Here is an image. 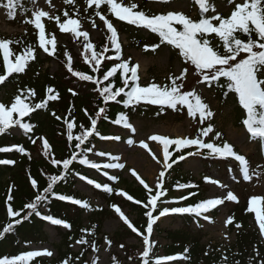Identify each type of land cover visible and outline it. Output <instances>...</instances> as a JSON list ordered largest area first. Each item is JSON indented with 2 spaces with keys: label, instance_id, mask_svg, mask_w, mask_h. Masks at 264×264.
<instances>
[{
  "label": "trees",
  "instance_id": "16d2710c",
  "mask_svg": "<svg viewBox=\"0 0 264 264\" xmlns=\"http://www.w3.org/2000/svg\"><path fill=\"white\" fill-rule=\"evenodd\" d=\"M6 0H0V4H5ZM145 0H136L138 8L134 11L145 12ZM193 5L194 0H191ZM22 10L26 9V4L23 3ZM3 8V7H0ZM7 10V9H5ZM113 26L117 27L118 35H125L129 40L130 48L145 50L144 35L140 27L132 26L128 23L120 21L108 11V5H101L99 9ZM68 12L72 18L79 19L82 23L92 25L100 18L95 15V5L91 8L88 5L79 3L66 4L58 17L61 21L68 17L64 13ZM15 17L11 22L14 26L23 28L22 34H19L11 39L13 44L10 45V50L14 54L23 53L27 47H32L35 54V59L30 60L22 73H13L4 84L0 85V93L3 92L7 96L5 106L10 107L17 95H21L23 99L27 95L26 103L34 105L42 101H47L45 108L31 112L29 116L23 118L22 123L31 125V131L25 132L19 126L8 129L6 133L0 134V148H10L11 151H0V161H12L9 164L0 163V260L16 259L21 254L28 253V247L32 245L44 244L48 241L45 234V226L48 221L45 216H51L55 219H60L68 228L62 232L57 228L59 235L62 237V242L57 247L58 255L54 260H46L41 258H33L19 264H86L87 258L91 252H99L104 243L107 244L109 250H121L124 242L133 237V232L127 226H121L120 229L112 235H104L102 233V224L104 218L109 214L108 210L91 203L90 199L84 196H77L75 188L77 178L79 176H89L88 170L80 163V160L88 148L98 144L97 136L107 137L112 134L111 129L116 123L121 114L127 117V122L138 120L139 118H147L152 113L159 109H144L135 105H125L123 95L117 97L116 101L104 102L103 97L97 91L96 83L92 81H83L78 77L74 78L66 73L65 59L63 58V50L59 49L56 52L54 59L59 63L58 71L51 74L44 70L51 59H42L39 48V32L33 24L25 23ZM211 41V46L218 50L221 54L224 49L218 37L209 35L207 37ZM255 39V34H253ZM241 39L247 40L246 36H241ZM19 42V43H16ZM101 46V45H100ZM145 53H151L150 47H147ZM101 47H97V51ZM157 50L152 51L157 54ZM10 60L15 61V55L10 56ZM175 60L171 54V62ZM113 63L107 62L102 69L95 72L90 66L83 65L80 61L74 63V68L77 72L90 75L94 78L102 77L111 67ZM6 74L0 52V75ZM114 83V89L123 87L122 79L119 70L109 80ZM227 80L221 77L220 81H212L207 85V88L212 92L220 105L232 103L234 105V113L238 120V126H244L242 120L246 118L245 111L238 103L235 93L228 92ZM52 88L53 93H48L47 89ZM29 90L34 91L32 95ZM75 93V95L73 94ZM227 93V94H226ZM50 95H58L55 100L48 99ZM2 103V101H0ZM103 108L104 112H100ZM99 114V115H98ZM59 117V119H57ZM17 114H13V119H18ZM96 119V129L93 135L88 137L80 148H76L77 140H68L67 123H74L72 129L73 136L81 135L85 130L91 129V120ZM212 127L214 126L211 124ZM208 126L207 122H203L199 130L194 133L193 138L200 137V132ZM19 131V135L13 131ZM220 133L221 138L217 140L215 134ZM208 136L209 139H206ZM207 137H200L208 143H214L217 146H222L226 141L225 134L214 130ZM47 141L50 147V152L47 156L41 154L34 157L38 148L41 146V141ZM35 141V143L33 142ZM228 143V142H227ZM229 144V143H228ZM23 148L24 151H17L16 148ZM186 151H178L174 145L171 146V161L172 167L169 169L163 180V188L158 191H163L164 195L157 201V208L153 212V217L159 215V212L164 208L175 207H194L196 204L204 201L205 189H201L198 185L200 181L193 178L190 174L184 172L183 161L179 160L181 155L185 156ZM76 158L72 160V157ZM59 161V164H54L52 161ZM64 160H72L68 169L63 166ZM219 170L221 176H227L229 169L224 162L218 160H207L204 162V172L200 178H204L209 172V168L215 166ZM62 176L57 183L53 185L52 192H45L48 185L51 183V177ZM116 183H107L104 185L101 181L95 182L100 184L102 188L111 189V191L93 190L95 199L105 202L109 210L113 209L115 203L119 200L116 193L122 191L127 194L126 199L121 201L128 206L131 213L136 219L131 223L140 235L146 234L148 216L146 213L150 209L148 199L155 195L157 191H150L145 187L130 183L122 179L120 176H114ZM35 181V187H33ZM200 184V183H199ZM188 185L189 187H181ZM183 191V192H182ZM38 195L45 196L47 199L37 203V211L40 215L32 213L27 219H23L31 211L25 206L29 203H35ZM59 196L71 197L79 200H85L88 207L81 209L67 203L66 200L58 199ZM133 199L129 200L127 197ZM11 197V199H9ZM186 197V198H185ZM249 195H239L240 203L234 205L229 210V218H232V223L228 229L234 233L235 241L229 245H202L204 235L201 231H196L192 225L199 223L198 219L190 216H180L182 228L177 231L167 232L170 245L164 249V257H176L181 255L185 261L184 264H264V241L260 237L259 231L256 229L255 216L252 211H248L250 207ZM133 201H139L135 203ZM20 212L18 217H9L8 209ZM87 216L88 226L85 225V217ZM215 213L214 218H216ZM15 220H22L20 224H15ZM13 223V229L8 233H3L4 227ZM240 227L237 228L236 225ZM191 226V227H190ZM137 232H134L137 234ZM85 241L81 243L82 249L75 253L72 251V244L75 241ZM181 261H174L179 264ZM113 264H121L117 260Z\"/></svg>",
  "mask_w": 264,
  "mask_h": 264
},
{
  "label": "rangeland",
  "instance_id": "374dc122",
  "mask_svg": "<svg viewBox=\"0 0 264 264\" xmlns=\"http://www.w3.org/2000/svg\"><path fill=\"white\" fill-rule=\"evenodd\" d=\"M76 1L87 5V0H74V2ZM117 2L122 3L124 6H129L131 3L136 2V0H117ZM23 3L27 5L24 11L21 6ZM136 3L143 4L142 2ZM211 3L216 7L215 13L211 11L206 14L200 13L198 6L193 5L191 0H170L169 3H163L161 0H145L143 8L145 9L144 13L149 17L167 14L169 12H182L193 21H198L201 16H207L210 18L214 14H219L220 16L227 18L235 8V4H229L228 0H211ZM236 3H243V0H236ZM65 5L66 3L64 0H51V4L48 3V0H19L16 17L19 20H21V17L24 19H33V11L43 10L49 13V17L54 18L58 17ZM138 11H141V9ZM12 21L13 19L9 18L7 10H5V8H0V40L11 39L22 34L23 28L12 25ZM64 21L62 20L60 22L62 23ZM42 23L45 27L46 41L51 40L53 35L55 36L54 50L52 43H46V47L49 51L53 52L52 55H49L40 48L41 58L51 59L49 61L50 63L45 66L44 70L49 71L51 74L58 71L59 63L54 57L59 49H62L64 52L63 58L65 59L67 75L76 78V76H73L67 69L68 61L66 53L70 54L72 57V68L74 71H76L74 68V63L76 61H80L83 65L92 68L90 63H85L84 61L85 53L83 48V37L77 39L72 33L61 32L55 19L42 18ZM95 25L96 26L93 27V24L87 25L86 23L81 22V28L79 30L87 31L89 33L90 41L95 46V51H97V47H101L97 52H103V56L114 58L119 55L121 57L120 60L101 58L99 70H101L103 65L107 62H111L115 66L122 61H129L130 68L134 65L139 66L137 70V75L139 77L138 83L141 87H146L151 83H156L161 86L170 85L171 81L169 77L180 75L182 69L187 68L188 73L186 78L183 81H178V83H183L182 91L194 90L200 95L203 102L208 104L209 110L214 113L212 117L206 118L204 122H207L208 125L213 124L214 130L225 134L226 141L233 146L234 151L239 155H243L249 162L250 178H245L243 172L240 170L239 163L232 157L221 158L219 156H213L209 154L208 149H197L196 146L179 150L186 151V158L181 160L183 161L184 172L200 181V184L198 183V185L201 189H205V201L208 199L219 198L224 199V203L212 208L209 212L204 213L203 216L200 217L195 214L187 213L169 214L160 217L153 224V231L149 236L151 248L149 249L150 255L147 259L150 264H155V261L158 259L164 261L165 264H175L171 262L172 260L165 259L164 249L166 246L170 245V241H168L167 238V232L177 231L182 228V223L179 219L181 218L180 216H193L198 219L199 223L194 222L192 228L196 231H201L204 235L205 238L202 240V245L224 246L233 243L235 241V235L234 233L229 232L227 220L229 219V210L240 201H238V199L237 201H229L226 197L227 194L231 192L236 197L244 194L249 195L250 200L251 198H260V203L256 205V207L260 208L262 213H264V145H262L259 140L250 139V134L247 132L245 126H238V120L234 113V105L232 103L220 105L214 94L208 90V84L200 82L202 76L195 74L194 66L190 63H185L184 59L178 55V49L173 48L171 45L161 44L158 48L159 50H157V54H153L152 51L151 53H145V50L143 49L130 48L131 42L127 40V37L125 35H118V42L121 46V51L117 53L108 39L110 33H108L104 22L99 19L95 22ZM176 27L179 29L181 26L177 25ZM115 29L117 30V27H115ZM140 29L143 32L145 39L143 43L144 47H150L151 49V46L160 43V38L157 34L152 33L150 30L143 27H140ZM212 35L215 36V34ZM105 47H107V51H104ZM171 54L175 57L173 62H171ZM86 55L90 57L91 53L89 52ZM243 55L245 54L241 53V56ZM119 72L123 83L124 77L122 76V70H119ZM103 76L104 75L100 78H94V80L99 82L98 84L96 83L97 88L111 85L113 91H115L114 83L109 82L112 77H110L109 80H104ZM130 76L131 73H127V77ZM131 86L132 82L129 79V87L125 88V93L131 90ZM121 95L124 96L127 102L128 97L124 93H121ZM0 101H2L3 104L7 101V96L3 92L0 93ZM133 105L144 109L158 108L159 110L152 113L151 116H144L147 118H139L138 120L133 121L130 124L132 125V128L124 127L123 122L115 123L111 129V135L112 137L118 136L120 139L101 140L99 144L88 148L91 149V151H88V149L85 150L83 154L85 156L81 158V160L87 159L89 164L95 163L100 165L99 169L92 168L86 164L82 165L88 168L89 171L87 173L90 178L97 179L104 183L111 182L110 176L119 175L122 176V179L127 180L130 183L144 186L135 176L132 175V171L134 170L145 184L148 185V190L157 191L160 189L157 187L160 182V173L164 172L166 175L169 169H165L163 164V145L157 141L150 140V137L152 135H161L169 139L193 138L194 133L199 130L202 123H200L199 114H197L196 117H190L187 114V109L180 106H178L177 110H172L166 106L150 105L144 102ZM133 128L135 131L132 130ZM13 132L19 135V131L14 130ZM209 137L210 136L206 139H209ZM129 140H132L133 143L129 144ZM141 141L148 145L147 149L140 147ZM170 147L171 145L168 149L169 153ZM47 152H50V147L45 149L43 140L41 141V146L38 148L34 157H37L40 154L45 157L48 154ZM101 152L105 155H98V153ZM189 152H199L200 154L189 156ZM153 155L156 159H153ZM171 156L172 155H170L168 160V163L170 164H172ZM207 160L224 162L229 169L228 175L224 177L221 176L215 164V166L209 168V172L204 178H200V175L205 170L204 162ZM157 161H159V163ZM105 164H120L123 165V167L104 168L103 165ZM89 179H82L80 177L77 181L78 184L75 193L78 197L86 196V198L90 199L93 205L98 208L102 207L103 209L108 210L109 214L104 218L102 224V233L104 235H112L117 232L121 226H127L121 219L120 214L117 213V207L131 223L136 219L128 206L121 201L122 199H126L125 195L120 194L123 193L122 191L116 193V197L119 200L115 203L113 209L109 210L105 202L98 200L97 198L95 199L93 190L100 188L95 187V182L89 184L87 182ZM208 180H215L218 183H209L207 182ZM80 201L85 203V200ZM73 205L78 208L82 207L81 205ZM215 213H217V218L214 219ZM204 217H208V219H205ZM85 219V225L88 226L87 216ZM47 221L48 224L45 226L44 232L48 241L44 244L30 246L29 252L50 251L52 255L30 257L20 262L33 258H41L51 261L57 257V247L62 242V237L59 235L57 227L62 228V232L67 228L65 226L54 225L49 220ZM256 227L259 229L261 238L264 240V234L261 233L257 219ZM147 235V232L145 235L135 234L133 232V237L124 242L125 244L121 250H109L107 244L104 243L99 252L90 253L86 264H113L116 260L121 264H144L145 258L143 257V252L147 247L144 244V237ZM71 248L72 251L78 253L81 251L82 246L81 243L78 244L77 241H75ZM21 256H26V254H22L19 257ZM178 260L181 261L179 264L185 263V261H183L184 258L181 255L178 256Z\"/></svg>",
  "mask_w": 264,
  "mask_h": 264
},
{
  "label": "snow or ice",
  "instance_id": "6c2138e0",
  "mask_svg": "<svg viewBox=\"0 0 264 264\" xmlns=\"http://www.w3.org/2000/svg\"><path fill=\"white\" fill-rule=\"evenodd\" d=\"M19 0H6L5 4H0V7L7 9L8 16L10 19H14L17 12ZM66 4H73L74 0H64ZM163 3H169L170 0H161ZM51 4V0H48ZM194 3L198 6L200 13L206 14L208 12H216V7L211 3V0H194ZM229 4H235L234 10L231 15L227 18L220 16L219 14H214L210 18L207 16H201L198 21H193L190 17L186 16L182 12H169L167 14L147 16L143 11H134L138 8V5L131 3L129 6H124L122 3H118L117 0H87V5L91 8L95 5V15L98 16L106 25L108 33L110 36L108 39L112 47L117 53L121 51V46L118 42V33L113 24L101 14L99 9L101 5L107 4L108 11L113 14L120 21H124L130 25H135L137 27H143L155 33L160 38V43L151 46V50L155 51L161 44L171 45L173 48L178 49V55L184 59L185 63H190L194 66V72L197 75L202 76L201 83L211 84L212 81H220L221 77L227 80V90L236 94L238 98V103L241 108L246 113V118L242 120V124L246 127L247 132L250 134V139L259 140L262 145H264V0H243V3H236V0H228ZM65 17H68L64 22H60V17H49V13L43 10H37L32 12L33 19L25 20V23L33 24L39 31V48L43 49L49 55L53 52L49 51L46 47V43L53 44V50L55 49V36L53 35L51 40L45 38V27L42 23V18L55 19L57 25L61 32L72 33L75 38L79 39L83 37V48H84V61L85 63H90L94 71L99 70L101 64V58L103 59H116L120 60L121 57L118 55L116 57H105L103 52L95 51V46L90 41L89 33L87 31H80L81 21L76 18L69 16L68 12L64 13ZM218 22V23H214ZM177 25L181 26L179 29ZM95 22H93V27H95ZM215 34L219 38L224 53L221 54L218 50L211 46V41L207 38L209 35ZM255 34V39L253 38ZM241 36H246L247 40L241 39ZM19 43V42H16ZM13 44L11 40H0V52L3 55V64L6 69V74L0 75V84H4L5 81L13 73H22L25 71L26 66L30 60L35 59L34 50L32 47H27L21 54H14L10 50V45ZM105 47L104 51H107ZM145 50H148L146 47ZM91 53L89 57L87 53ZM241 53L245 55L241 56ZM15 55V61L10 60V56ZM67 56V69L72 73L73 76L78 77L83 81H92L93 83H99L94 80L92 76L74 71L72 68V57L70 54L66 53ZM239 57V59H238ZM138 65L129 67V61H122L119 64L111 67L110 70L105 72L103 79L109 80L113 77L118 70H122L123 87H120L113 91L111 85L105 86L103 88H97L100 96L103 97L105 103L108 101H116L117 97L124 93L127 97V104H139L144 102L150 105L166 106L172 110H177L178 106L187 109V114L190 117H196L199 114L200 123L208 117H212L214 113L209 110L208 104L204 103L200 95L193 91H182L183 83H178V81H183L188 73V69H182L180 75L170 76V85H158L156 83H151L146 87H141L138 83L139 77L137 75ZM131 73L130 77H127V73ZM129 79L132 82L131 90L125 93V88L129 87ZM48 93H53L52 88L47 89ZM32 95H35L34 91L29 90ZM75 95V93H73ZM227 94V93H226ZM58 95H50L48 99L55 100ZM27 95L21 98V95H17L14 98V102L10 107L5 106L0 103V134L6 133L8 129L15 126L23 129L25 132L31 131V125L27 123H22L24 117L29 116L31 112L38 109H43L46 106L47 101H42L34 105H29L26 103ZM100 112H104L101 108ZM18 115V119H13V114ZM99 115V114H98ZM59 119V117H57ZM123 122V126L126 128H132L127 122V117L123 114L120 115L116 123ZM97 120H91V129L85 130L79 136H73L72 129L74 128V123H67L68 129V140H77L78 143L75 145L76 148H80L81 145L85 143L88 137L93 135L96 129ZM135 131V129H132ZM213 132V127L209 124L205 129L200 132V137H207L209 133ZM200 137L195 139L190 138H178L169 139L161 135H152L150 140L157 141L163 145V164L165 169H170L172 164L168 163L170 153L168 151L170 145H176L177 150L183 148H189L196 146L197 149H208L209 154L213 156H219L221 158L232 157L235 161L239 163L240 170L243 172L245 178L249 177V162L243 155L237 154L233 146L224 142L222 146H217L214 143H208L202 140ZM104 139H115L119 140L117 137H103ZM215 138L219 140L221 138L220 133L215 134ZM35 143V141H33ZM129 144L133 141L129 140ZM45 149L49 148L48 142L44 141ZM140 147L148 148V145L141 141ZM10 148H0V151H11ZM17 151L23 152L24 149L17 147ZM91 151V149H88ZM199 152H189V156L199 155ZM98 155H105L104 153H98ZM76 157L73 156L72 160ZM186 157L181 155L179 160H184ZM118 159V158H114ZM153 159L156 157L153 155ZM72 160H64L63 166L68 169ZM54 164H59V161L53 160ZM159 163V161H157ZM3 164L12 163V161H0ZM81 164L89 165L92 168L99 169L100 165L95 163L89 164L87 159L80 160ZM104 168H114L123 167L120 164H105ZM132 175L148 188V185L137 175L133 170ZM165 173H160V182L157 185L158 188H163V178ZM84 179V177H81ZM62 176L51 177V183L45 192L51 193L53 185L57 183ZM89 184H93L92 180L87 181ZM207 182L216 184L215 180H208ZM35 181H33V187H35ZM96 188H100L101 185L96 183ZM181 187H189L184 185ZM105 191H111V189L105 187ZM151 191V190H150ZM121 195H127L125 193H120ZM164 195L163 191H157L155 195L150 196L148 199V205H150L149 211L146 213L148 216L147 233L148 235L144 237V244L147 246L143 252V257L145 258L144 264H150L147 259L150 255L149 249L151 248L149 236L153 231V224L160 218L169 214H195L200 217L204 213L209 212L212 208L224 203V199H208L196 204L194 207H175V208H164L159 212V215L155 218L153 217V212L157 208V201L160 197ZM129 200L133 198L131 196L127 197ZM186 198V197H185ZM11 199V197H9ZM47 199L45 196L38 195L36 197L35 203H29L25 207L31 211L23 219H27L32 213L37 216L40 215L37 211V203ZM60 200H69L72 204L81 205L82 207H88L86 203H82L80 200L73 199L71 197L59 196ZM229 201H237V197L229 192L226 197ZM135 203H140L139 201H133ZM260 203V198H251L250 207L248 211L255 212L256 219L259 223L261 233L264 234V213L261 209L256 207ZM117 213L120 214L123 222L133 231L137 232V229L131 224L127 217L121 212L117 207ZM9 217H18L20 212L13 211L11 207L8 209ZM208 219V217H204ZM44 219L49 220L54 225H60L62 221L60 219H54L51 216H45ZM22 220H15V224H20ZM228 224L232 223V218L227 220ZM68 227L67 224L64 225ZM14 227L13 223L7 224L3 233L10 232ZM237 228L240 227L239 224L236 225ZM137 234H140L137 232ZM0 238L3 235L0 234ZM85 241L80 240L77 243H84ZM41 255L51 256L50 251H34L29 252L26 256L17 257L16 259H2L0 264H19L20 261L28 259L30 257H38ZM166 260L176 259L175 257L165 258ZM67 264V262H65ZM155 264H165L162 260H156Z\"/></svg>",
  "mask_w": 264,
  "mask_h": 264
}]
</instances>
